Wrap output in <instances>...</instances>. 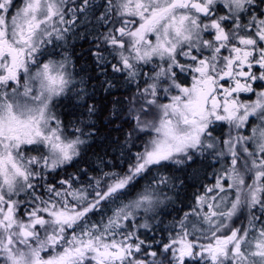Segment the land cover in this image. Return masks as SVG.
Listing matches in <instances>:
<instances>
[{"label": "snow or ice", "instance_id": "1", "mask_svg": "<svg viewBox=\"0 0 264 264\" xmlns=\"http://www.w3.org/2000/svg\"><path fill=\"white\" fill-rule=\"evenodd\" d=\"M0 264H264V0H0Z\"/></svg>", "mask_w": 264, "mask_h": 264}]
</instances>
